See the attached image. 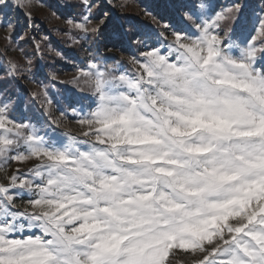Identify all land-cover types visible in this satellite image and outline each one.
Returning <instances> with one entry per match:
<instances>
[{
    "label": "snow or ice",
    "instance_id": "obj_1",
    "mask_svg": "<svg viewBox=\"0 0 264 264\" xmlns=\"http://www.w3.org/2000/svg\"><path fill=\"white\" fill-rule=\"evenodd\" d=\"M22 6L0 0V22ZM77 7L84 39L113 23L95 0ZM170 7L167 35L138 29L131 71L99 55L77 68L64 119L46 87L29 93L41 114L17 116L11 85L32 70L9 61L0 264H264V0ZM69 116L78 135L60 130Z\"/></svg>",
    "mask_w": 264,
    "mask_h": 264
},
{
    "label": "rangeland",
    "instance_id": "obj_2",
    "mask_svg": "<svg viewBox=\"0 0 264 264\" xmlns=\"http://www.w3.org/2000/svg\"><path fill=\"white\" fill-rule=\"evenodd\" d=\"M78 2L79 0H22L23 6L19 9L13 7L7 20L0 22V81L6 78L9 61L21 69L30 67L32 70L31 73L24 72L11 85V89L23 97L22 104L16 101L19 104L18 117L41 114L42 97L33 101L29 93L42 92L46 87L53 100V118L64 119L60 117L58 109L67 108L70 97L65 90L75 88L70 81L77 68L99 55L115 57L131 71L132 66L127 64V57L137 47L134 40L139 38L138 29L164 32L167 35L162 25H171L176 18L175 10L170 7L175 0H112V5H108L106 0H95L101 7L94 8L93 14H98L103 9L108 12L109 19L116 23L104 33L100 39L102 43L99 44V38L87 40L82 38V33L69 28L67 20H78L83 11L79 7L69 9V4ZM229 2L230 0H219L221 4ZM8 21L13 25L12 31H8L6 27ZM94 39L97 41V52ZM108 63L113 64L115 61L108 60ZM51 74L65 83L50 82L47 77ZM60 130L78 135L80 126L69 116ZM17 167L23 166L15 163L11 165L13 170ZM3 175L0 173V180ZM188 261L186 254L177 253L174 264H188Z\"/></svg>",
    "mask_w": 264,
    "mask_h": 264
},
{
    "label": "trees",
    "instance_id": "obj_3",
    "mask_svg": "<svg viewBox=\"0 0 264 264\" xmlns=\"http://www.w3.org/2000/svg\"><path fill=\"white\" fill-rule=\"evenodd\" d=\"M150 7H152L153 5H149ZM116 23H112L109 27H108V29H107V31L110 29V28H112L111 26H113V25H115ZM99 39H98V41H99V44H101L102 43V40H100L101 38H102V36H99L98 37ZM94 41H95V43H94V47H95V51L97 52L98 50H97V41L94 39Z\"/></svg>",
    "mask_w": 264,
    "mask_h": 264
}]
</instances>
